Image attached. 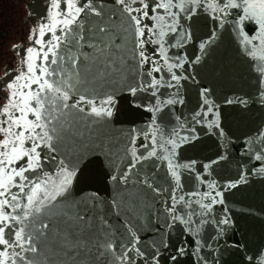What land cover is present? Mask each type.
I'll return each instance as SVG.
<instances>
[{
	"label": "snow or ice",
	"instance_id": "obj_1",
	"mask_svg": "<svg viewBox=\"0 0 264 264\" xmlns=\"http://www.w3.org/2000/svg\"><path fill=\"white\" fill-rule=\"evenodd\" d=\"M62 2L64 8H61ZM51 6L60 11L53 14L50 23L39 26L41 38L46 30L51 33L48 47L45 50L43 39L33 38V44L41 47L39 51L34 47L27 48V71L7 84L11 90L6 97L7 103L0 104V133H3L0 139V264H136L137 258H142V264H159V248L166 249L168 244L161 240L157 245L153 241L152 251L146 255V250L139 246V236L129 226L131 217L120 225L109 221L122 213L127 215L136 203L150 194L155 199L168 193L171 203L160 200L171 220V223L166 222V227L172 228L177 222L184 226L193 224L195 213H177L176 205L185 202V196L177 198L175 192L159 183L155 164L150 171L144 169L153 158L167 161L165 182L170 173L176 187L181 188L178 169L193 170L196 162H173L176 148L187 142L188 137H178L179 144L172 138L161 143L153 130L151 142L137 146L133 133L128 137L109 135L104 126L111 123L113 116V85L124 82L133 95L154 89L153 97L161 87L177 89L176 99L161 101L157 98L150 111L159 112L161 104H182L178 89L181 79H188V76H178L173 69H183L186 57H169L165 36L176 40L174 44L169 40V47L182 48L183 42L192 39V33L181 20H191L198 10L204 13L211 10V19L223 27L229 10L242 9L243 15L237 12L234 20L240 26L241 43L247 46L253 40H259L258 49L253 45V50L246 48V51L252 57L259 51V59L264 61V0H179L178 3L173 0H111V3L108 0H51ZM174 8L179 11H172ZM166 16L171 19V24L165 22ZM245 21H254L259 26L258 35L249 37L243 32ZM58 28L62 36L56 34ZM216 38L213 30L209 39L199 44V49L203 52ZM150 45L158 46L159 58L148 54ZM85 48L90 51H83ZM57 49H61L63 55ZM152 51L155 53L156 50ZM161 59L167 73L171 74L168 81L163 75L159 78L154 75L162 72ZM170 60L175 62L170 63ZM200 60L201 56H196L189 63ZM255 71L259 76L257 96L264 105V64H257ZM20 80L25 83L19 84ZM133 83L136 86H132ZM108 88L113 90L109 92ZM200 94L202 111L192 117L197 124L209 114L219 117V106L208 98L210 90L202 89ZM225 103L246 107L249 100L226 98ZM152 124H156L155 118ZM207 127H215L219 136H225L218 119L209 120ZM85 132L89 141L104 152L108 166L115 173L111 181L118 186V192L111 201L96 194L81 200L73 197L74 180L82 171L81 165H85L91 149V144H83ZM140 133L145 140L149 139L148 132L140 130ZM260 136L264 137V131ZM156 145L168 154L158 155ZM62 147L64 151H61ZM255 158L264 160V155L257 153ZM226 159V155H219L203 168L208 170ZM45 161H50L56 171H45ZM137 165H140L139 169ZM259 173H264V167L257 170L256 174ZM197 179L202 181L200 176ZM246 182L247 174L242 172L224 189H234ZM208 187L215 190L217 183L212 181ZM203 196L211 197V200L207 204L196 201L206 210L199 213L200 216L210 214L213 205L224 203L223 191H216L214 196L212 192H205ZM187 207L191 208V201L187 202ZM227 212L225 209L223 219L211 222L217 227L230 224ZM195 223L202 225L209 221L201 219ZM196 243L199 245L200 242ZM176 250L180 254L185 248L178 246ZM170 259L174 264L177 256ZM259 264H264V255Z\"/></svg>",
	"mask_w": 264,
	"mask_h": 264
},
{
	"label": "water",
	"instance_id": "obj_2",
	"mask_svg": "<svg viewBox=\"0 0 264 264\" xmlns=\"http://www.w3.org/2000/svg\"><path fill=\"white\" fill-rule=\"evenodd\" d=\"M108 2L111 3V0ZM173 2L178 3L179 0ZM64 7L62 2L61 8ZM56 11L60 9L52 8L51 0H1L0 104L7 103L6 97L11 91L7 84L15 81L16 76L21 72L27 71V48L34 47L39 51L41 46L33 44V38L43 39L45 50L48 47L47 41L51 38V33L46 30L45 36L41 38L39 26L50 23ZM172 11L179 9L174 8ZM229 12L230 15L223 27L211 19L213 15L211 10L208 13L198 10L197 15L191 20L187 22L181 20V23H185V27L192 33V39L183 42L182 48L169 47L170 38L165 36L167 55L186 57L183 69H173L178 76H188V79H181L178 89V96L183 99L182 104H161L159 112L150 111L149 109L156 105L157 98L161 101L176 99L177 89L161 87L157 96L153 97L154 89L138 91L133 95L124 82L113 85L115 89L113 116L110 118L111 123L104 126L109 135L128 137L129 133H133L136 136L137 146L141 143H150L153 130L156 132V139L161 143L172 138L177 139L179 144L178 137H188L187 142L179 144L176 148L173 162L176 164L196 162L193 170L178 169L181 175V188L176 187V182L170 178V173H168V182H165L167 161H157L153 158L146 163L144 169L150 171L151 166L155 164L159 172L157 177L159 183L175 192L177 198L180 195L185 196V202L176 205L177 213L180 215L185 212L195 213L192 216L193 224L184 226L177 222L172 228L166 227V222L171 223V220L166 214L165 205L160 200L171 203L168 193L155 199L150 194L136 203L127 215L122 213L120 217L109 221L114 225H120L131 217L132 223L129 226L133 227V231L139 236L141 242L139 246L142 250H146V255L152 251L153 241L157 245L161 240L168 244L166 249L159 248L161 253L159 264H173L170 257L174 255L177 256L174 264H259L261 255H264V173L256 174L258 169L264 167V160L255 158L257 153L264 155V137L260 136V132L264 131V105L259 102L257 96L259 76L255 71L256 65L264 64V61L259 59V51L256 57L249 56L246 51V48L249 51L253 50V45L258 49L259 40H253L252 44L247 46L241 43L240 26L236 25L234 20L237 18L235 15L237 12L243 15V10L231 9ZM160 14L163 15V10ZM165 22L172 23L167 16ZM213 30L217 38L202 52L199 44L208 40ZM242 30L252 37L258 35L259 26L254 21H245ZM56 34L63 35L59 28ZM61 43L63 44V39ZM170 43L174 44L176 40H170ZM152 49L156 50L155 53ZM57 51L63 55L61 49ZM83 51L90 49L85 48ZM148 54L159 58L158 46H148ZM196 56H201L200 62L190 64L189 62L195 60ZM41 62L37 61V63ZM160 63L162 72L154 75H157V78L163 75L165 81L170 80L171 74L167 73V67L163 66L162 59ZM18 83L24 84L25 81L20 80ZM132 86L136 85L133 83ZM202 89L210 90L208 98L219 106V117L209 114L197 124L192 117L197 111H202L200 108L203 100L200 94ZM112 90V88L107 89L109 92ZM235 97L247 98L248 105L245 107L225 103L226 98ZM104 98L99 97V99ZM153 118L156 120L155 125L152 124ZM211 119H218L225 136H219L215 127L212 129L207 127V122ZM192 129H195L194 133ZM140 130L149 133L148 140L143 138ZM193 135L195 139L191 138ZM2 138L3 133H0V139ZM82 140L85 146L91 144V149L87 154L85 165H81L82 171L74 180L73 197L81 200L96 194L101 199L111 201L118 192V186L111 181V176L115 173L108 166L104 152L95 143L89 141L87 132ZM156 147L158 155L168 154L160 149L159 145ZM166 147L171 149L170 145ZM61 151H64L63 147ZM219 155H226L227 159L204 170L203 165L209 164ZM137 168L139 169L140 165H137ZM44 170L49 173L56 171L50 161L44 162ZM242 172L247 174V182L240 183L234 189L225 190L224 186L235 182ZM197 176L202 177L203 182L197 179ZM212 181L217 183L215 190L208 187ZM216 191H223L224 203L213 205L210 214L200 216L199 213L206 210L201 209L196 201L207 204L211 197L205 198L203 193L212 192L214 196ZM188 201H191V208L187 207ZM225 209L228 210L231 223L217 227L211 221L223 219ZM201 219L209 223L202 225L195 223ZM120 231L122 232L123 229L121 228ZM197 241L200 242L199 245ZM178 246H183L185 251L178 254L176 250ZM248 257H253V260H248ZM136 264H142V258H137Z\"/></svg>",
	"mask_w": 264,
	"mask_h": 264
},
{
	"label": "rangeland",
	"instance_id": "obj_3",
	"mask_svg": "<svg viewBox=\"0 0 264 264\" xmlns=\"http://www.w3.org/2000/svg\"><path fill=\"white\" fill-rule=\"evenodd\" d=\"M0 2H1V0H0Z\"/></svg>",
	"mask_w": 264,
	"mask_h": 264
}]
</instances>
